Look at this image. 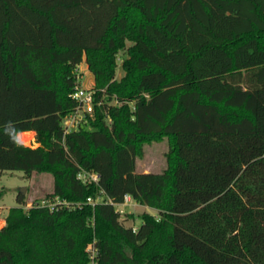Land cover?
Here are the masks:
<instances>
[{
  "label": "trees",
  "instance_id": "obj_1",
  "mask_svg": "<svg viewBox=\"0 0 264 264\" xmlns=\"http://www.w3.org/2000/svg\"><path fill=\"white\" fill-rule=\"evenodd\" d=\"M84 60L94 113L65 131ZM0 91V170L66 201L20 191L0 264H264V0H0ZM163 137L167 168L137 172ZM126 195L157 214L126 225Z\"/></svg>",
  "mask_w": 264,
  "mask_h": 264
},
{
  "label": "rangeland",
  "instance_id": "obj_2",
  "mask_svg": "<svg viewBox=\"0 0 264 264\" xmlns=\"http://www.w3.org/2000/svg\"><path fill=\"white\" fill-rule=\"evenodd\" d=\"M127 44L129 45L131 42L127 41ZM124 55L125 52L123 50L120 51V57L118 59L119 66L115 74V78L117 79L121 78L124 74V69L121 66ZM78 72L81 75V85L85 88H93L94 74L88 68L85 60L79 64ZM113 102L124 103L125 101H118L117 99H114ZM129 103L132 104L131 102ZM7 111L8 110L3 111V107L0 102V121L8 117ZM11 119L10 115L5 121H10ZM24 142L29 143V141ZM37 145L38 143L32 142V146ZM169 149L170 141L168 137L153 139L144 143L143 152L138 155L136 159V171L161 172L165 170L168 165ZM23 187L27 188L25 191V194L27 195V202L25 206H29L31 202L47 197V192L53 187V176L49 172H35L31 177H28L23 170H0V192H2V196L0 198V211L3 215L7 214L10 207L18 205L17 195ZM115 206L118 210L122 209L124 211V213L121 214V219L126 225L139 226L142 223L141 214L144 211L157 214V210L155 208L140 204L131 197L128 198L127 202L117 203ZM131 214L133 215L131 216Z\"/></svg>",
  "mask_w": 264,
  "mask_h": 264
},
{
  "label": "built area",
  "instance_id": "obj_3",
  "mask_svg": "<svg viewBox=\"0 0 264 264\" xmlns=\"http://www.w3.org/2000/svg\"><path fill=\"white\" fill-rule=\"evenodd\" d=\"M81 75L78 72L77 67V80L78 85L76 86L75 91L72 93V96L78 100L79 104L74 112H71L70 114L66 115L63 120V125L65 128V131H71L73 129L78 128L80 125L86 124L88 122V115H93L94 113V93L95 90L93 88H85L81 85L80 81ZM79 177L88 180V181H97L99 178V174L94 171H88V170H82L79 173ZM130 196L126 195L124 202L128 201V198ZM89 202H92V198H88ZM34 202H31L29 206L33 205ZM66 201L61 200L59 198L51 199L49 197H45L40 199L36 202L39 206H46L49 207L51 210L58 209L59 206L62 204H65ZM121 213H124L122 209L119 210Z\"/></svg>",
  "mask_w": 264,
  "mask_h": 264
},
{
  "label": "crops",
  "instance_id": "obj_4",
  "mask_svg": "<svg viewBox=\"0 0 264 264\" xmlns=\"http://www.w3.org/2000/svg\"><path fill=\"white\" fill-rule=\"evenodd\" d=\"M31 132V133H33L32 134V138L30 139V141H29V143H27V142H24V141H22L21 139H19V141L21 142V143H25V144H29V145H32V142H36V132L34 131V130H26V131H21L19 134H18V137L20 138V134L21 133H25V132ZM37 143V142H36ZM49 192V191H48ZM39 201V200H38ZM5 223H6V220H5V215H3L2 214V212L0 211V227H2L3 225H5Z\"/></svg>",
  "mask_w": 264,
  "mask_h": 264
},
{
  "label": "bare ground",
  "instance_id": "obj_5",
  "mask_svg": "<svg viewBox=\"0 0 264 264\" xmlns=\"http://www.w3.org/2000/svg\"><path fill=\"white\" fill-rule=\"evenodd\" d=\"M32 134L33 133H31V132H25V133H21L20 134V139L22 140V141H30V139L32 138Z\"/></svg>",
  "mask_w": 264,
  "mask_h": 264
},
{
  "label": "water",
  "instance_id": "obj_6",
  "mask_svg": "<svg viewBox=\"0 0 264 264\" xmlns=\"http://www.w3.org/2000/svg\"><path fill=\"white\" fill-rule=\"evenodd\" d=\"M26 189H27L26 187H23V188H21L20 191L23 192V193H25Z\"/></svg>",
  "mask_w": 264,
  "mask_h": 264
}]
</instances>
